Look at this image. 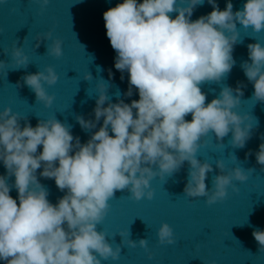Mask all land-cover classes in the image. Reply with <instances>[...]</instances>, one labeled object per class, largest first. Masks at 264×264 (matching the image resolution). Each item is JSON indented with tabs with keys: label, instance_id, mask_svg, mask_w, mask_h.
Segmentation results:
<instances>
[{
	"label": "clouds",
	"instance_id": "obj_1",
	"mask_svg": "<svg viewBox=\"0 0 264 264\" xmlns=\"http://www.w3.org/2000/svg\"><path fill=\"white\" fill-rule=\"evenodd\" d=\"M34 2L41 11L49 4V0ZM203 3L123 0L103 13L106 35L116 53L114 67L128 73L129 88L124 95L132 96L134 88L139 99L112 103L107 94L109 84L101 78L94 120L75 117L85 131L96 128L103 118L102 126L86 143L74 137L72 126L55 115L33 127L27 117L10 107L0 111V162L6 169V175H0V260L6 264H102L119 259L120 244L131 248L138 244L151 259L147 238L132 240L129 230L127 236L119 232L121 243L113 247L107 234L97 230L116 191H127L134 201L152 200L151 181L174 176L187 162L184 196L204 198L212 205L226 199L229 188L238 191L233 181L245 182L247 173L255 171L241 166L227 169L224 161L217 159L219 174L212 176L210 188L206 186L213 164L198 159L202 143H207L204 138L211 133L219 141L216 144L223 145L231 133L229 144L244 148L253 125L245 123L247 114L234 111L243 96L239 82L235 89L223 86L208 103L201 88L220 83L235 65L234 46L240 42L237 22L255 33L264 31V0H246L235 12L231 0L224 10L216 0H208L212 11L192 20L193 9ZM171 13H177L175 18ZM35 41L34 48L50 41L45 45L47 55H63L62 41L54 38L51 30L37 33ZM247 48L250 62H242L241 68L254 87L251 99L264 102V44L257 41ZM3 52L16 66L13 70L30 64L18 41L10 53ZM6 64L0 61V69ZM58 79L52 66L21 77L23 85L35 93L36 102L45 107L55 99L45 85L53 86ZM84 79L92 80L91 74ZM189 114L190 121L185 118ZM21 120L25 121L23 127ZM40 146L42 151H38ZM251 154L250 150L246 158ZM255 157L264 171V142ZM41 168L40 176L54 179L65 193L56 204L48 200V190L37 179ZM12 176L15 180L10 185L7 179ZM13 187L19 203L10 195ZM252 236L259 251L264 250V230L254 228ZM157 238L160 245L176 242L167 222L158 228Z\"/></svg>",
	"mask_w": 264,
	"mask_h": 264
},
{
	"label": "water",
	"instance_id": "obj_2",
	"mask_svg": "<svg viewBox=\"0 0 264 264\" xmlns=\"http://www.w3.org/2000/svg\"><path fill=\"white\" fill-rule=\"evenodd\" d=\"M138 2L142 3L143 0ZM227 2L216 0L220 10L225 9ZM118 3H123V0H49L47 7L41 11L34 0H0V61L7 63L0 69V111L10 107L27 117V122L33 127L39 120L55 115L62 123L72 126L74 137L86 143L91 134L102 126L103 118L96 128L85 131L75 117L82 115L86 120H94L93 109L101 78L109 84L107 94L112 103L119 100L131 103L139 99L134 88L132 96L124 95L129 88L128 73L115 69L116 53L106 35L103 13ZM231 3L235 12L243 8L246 0H231ZM211 11L212 5L204 0L202 5L193 9L191 19L196 20ZM170 15L175 18L177 13ZM236 26L240 42L234 46L235 65L220 83L204 84L201 90L206 94L208 103L219 95L223 86L235 89L239 82L243 96L234 111L248 115L245 123L253 125L252 136L244 148H233L229 144L231 133L224 138L223 145H217L219 141L210 133L204 138L207 143H202L198 159L213 164V172L208 173L205 181L209 188L212 176L219 174V169L215 167L217 159H222L227 169L241 166L245 170L253 168L255 171L247 173L245 182L233 181L238 191L229 188L227 198L212 205H208L204 198L184 196L189 167L187 162L174 176L164 179L157 177L151 181L154 191L152 200L134 201L127 191H116L109 202L108 214L97 230L107 234L113 247L121 243L119 232L127 236L129 230L132 240L147 238L152 258L149 259L148 253L138 244L135 248L120 244L119 259L102 261V264H264V250L259 251L252 236L254 228L264 230V171H261L255 157L260 143L264 142L261 139L264 136V102L251 99L254 87L241 68L242 62L249 61L247 45L257 41L264 44V31L255 33L251 28L244 29L239 22ZM49 30L54 38L62 41L63 55L59 58L46 54L45 45L50 41H42L38 48H34L37 33ZM16 41L29 57L27 68L13 70L16 66L10 63L11 57L3 52L10 53ZM47 66H52L59 77L55 85H45L46 91L55 97L50 107L36 102L35 93L21 80L26 74H35ZM87 73L91 74L92 80L84 79ZM18 82L21 87L16 85ZM117 92L120 93L119 97ZM185 118L190 121L191 114ZM20 124L23 127L25 121L21 120ZM250 150L252 154L246 158ZM38 151H42V146ZM42 170H37V179L48 190V200L56 204L65 193L57 188L54 179L40 176ZM0 175H6L2 162ZM14 180L12 176L7 182L12 185ZM10 195L19 203L14 187ZM163 222L173 228L176 242L172 245L158 243L157 230ZM0 264L6 262L0 260Z\"/></svg>",
	"mask_w": 264,
	"mask_h": 264
}]
</instances>
